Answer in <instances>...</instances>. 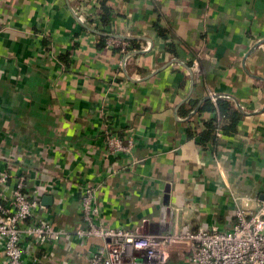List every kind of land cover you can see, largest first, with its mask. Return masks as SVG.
Returning a JSON list of instances; mask_svg holds the SVG:
<instances>
[{"label":"crops","instance_id":"1","mask_svg":"<svg viewBox=\"0 0 264 264\" xmlns=\"http://www.w3.org/2000/svg\"><path fill=\"white\" fill-rule=\"evenodd\" d=\"M108 5L109 31L131 37L141 52L126 74L119 54L98 48L82 22L95 0H0V159L22 153L30 175L53 167L64 175L49 196L61 202L54 217L66 228L79 222L77 186L93 181L100 216L113 227L228 230L231 192L244 209L259 210L264 200V0ZM158 17L180 41L178 57L151 28ZM172 59L198 72L171 63L156 73ZM209 94L233 97L244 114L235 135L204 148L187 138L188 121L201 129L195 109L187 117L179 109ZM104 126L133 140L131 154L105 157ZM97 244L80 246L76 264ZM179 256L174 249L170 264H186Z\"/></svg>","mask_w":264,"mask_h":264},{"label":"built area","instance_id":"2","mask_svg":"<svg viewBox=\"0 0 264 264\" xmlns=\"http://www.w3.org/2000/svg\"><path fill=\"white\" fill-rule=\"evenodd\" d=\"M96 18L97 10L90 19ZM85 24L96 35L102 34L95 20ZM112 35L106 34L104 48L116 50L120 56L118 66L125 67L132 57L128 55L137 50L130 49L127 40ZM190 69L198 72L195 63ZM208 96L215 102L216 96ZM102 135L105 157L131 154L130 137L117 136L106 126ZM216 136L221 139L219 131ZM25 162L24 154L14 152L0 159V264H76L81 256L79 247L93 242L99 243L98 248L88 251L82 264H170L171 252L176 248L186 264H264V200L259 210L244 209L238 205L241 196L231 192L236 207L228 230L213 226L194 231L174 228L145 232L139 227H113L104 222L97 186L85 181L77 186L79 222L70 229L55 221L54 216L61 212L57 210L59 200L53 199L50 206L41 204L57 181L66 182L64 175L54 167L49 173L40 170L30 175ZM108 172L113 175L118 170L111 167ZM60 251L62 257L58 256Z\"/></svg>","mask_w":264,"mask_h":264},{"label":"trees","instance_id":"3","mask_svg":"<svg viewBox=\"0 0 264 264\" xmlns=\"http://www.w3.org/2000/svg\"><path fill=\"white\" fill-rule=\"evenodd\" d=\"M97 3V18L86 20L87 24H100L102 34L98 35V48L104 47L106 34H112L108 27L110 25V16L112 9L108 5V0H95ZM85 22V23H86ZM153 31L163 41H165V52L172 55L174 58L178 57V45L180 41L173 40L170 36V30L161 22V17L156 18L151 25ZM130 49L139 50L134 46V41H128ZM116 51V50H114ZM62 58V57H61ZM189 66H191L189 64ZM198 104V109L195 116L191 118H198L197 123L201 125L199 132H196L195 124L192 120L188 121L187 138L196 139L197 145L201 147L212 146L215 147L222 139H227L236 134L242 114L235 106L234 102L228 98L217 97L215 102L211 99H205L201 103L198 101H189L188 106L183 105L179 109V115L187 117L195 109ZM208 114V119H202V116ZM221 133V139L216 136V132Z\"/></svg>","mask_w":264,"mask_h":264},{"label":"water","instance_id":"4","mask_svg":"<svg viewBox=\"0 0 264 264\" xmlns=\"http://www.w3.org/2000/svg\"><path fill=\"white\" fill-rule=\"evenodd\" d=\"M76 20L77 21H80L81 22V20L79 19V18H77L76 17ZM82 23V22H81ZM83 24V23H82ZM91 32L92 33H96L95 31H92L91 30ZM112 37H114V38H120V39H123V40H127V41H131L132 40V38L131 37H123V36H117V35H112ZM262 43H264V42H259V44H262ZM141 52L140 51H134V52H131L129 55H128V57L130 56H135V55H138V54H140ZM247 57V56H246ZM245 57V58H246ZM171 63H178L179 65H181V66H183L184 68H186V70L191 74V76H192V70L190 69V67H188L185 63H182V62H180V61H178L177 59H172L168 64H165L163 67H161L160 69H158L157 71H156V73H158V72H160V71H162V70H164L169 64H171ZM244 66V65H243ZM123 70H124V67H123ZM124 73H125V70L123 71ZM126 74V73H125ZM249 74V73H248ZM250 76H252V75H250ZM128 77V76H127ZM253 78H256L255 76H252ZM129 78V77H128ZM193 78V77H192ZM257 79H259V78H257ZM227 98H229V99H231L233 102H234V104H235V106L237 107V109L240 111V113L243 115L244 114V112H243V110L241 109V107L239 106V104H238V102L233 98V97H227ZM205 99H210V97L208 96V97H206ZM204 99V100H205ZM197 109H198V106L195 108V110L193 111V114H195L196 113V111H197ZM176 115V114H175ZM166 191H168V190H166ZM166 193H169V192H166ZM260 199L262 200L263 198L262 197H260ZM52 202H53V198L51 197V196H44L42 199H41V204L42 205H44V206H50L51 204H52ZM164 204L167 206L168 204H169V198H168V195H166L165 197H164ZM172 223V222H171Z\"/></svg>","mask_w":264,"mask_h":264},{"label":"clouds","instance_id":"5","mask_svg":"<svg viewBox=\"0 0 264 264\" xmlns=\"http://www.w3.org/2000/svg\"><path fill=\"white\" fill-rule=\"evenodd\" d=\"M245 203H247V201H245Z\"/></svg>","mask_w":264,"mask_h":264}]
</instances>
